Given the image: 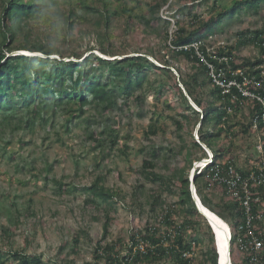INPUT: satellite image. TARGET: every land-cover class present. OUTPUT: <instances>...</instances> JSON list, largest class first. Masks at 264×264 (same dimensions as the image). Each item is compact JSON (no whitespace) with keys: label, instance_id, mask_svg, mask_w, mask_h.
<instances>
[{"label":"trees","instance_id":"obj_1","mask_svg":"<svg viewBox=\"0 0 264 264\" xmlns=\"http://www.w3.org/2000/svg\"><path fill=\"white\" fill-rule=\"evenodd\" d=\"M122 1L120 6L109 7L112 0H56L67 30H74L80 19H88L94 30L107 38V53L111 55L125 53L132 42L128 34L136 24L155 31L164 29L168 57L163 59V66L144 55L111 60L95 57L93 60L103 65L99 68L106 69L108 77L104 79L100 75L93 81L86 67L90 58L59 67L64 62L49 57L36 56L30 60L19 54L9 56L10 50L17 47L54 54L66 45L69 47L70 40L64 36L60 47L48 51L41 30L27 23V17L36 8L35 0H0V150L7 153L5 144H11L20 130L27 131L17 141L21 148L31 144L38 129L47 132L44 141L55 135L56 141L65 144V135L83 121L84 141L90 142L91 150L105 156H110L114 148L130 154L127 139L131 131L122 134L120 114L114 115V111H120L122 105L133 114L135 109L131 104H142L151 94L164 107L160 109L154 104L153 116L144 127L145 138L152 140L153 136L166 133L167 122L163 118L167 115L181 144L178 149L142 146L138 150V155L146 151L138 172L158 186L149 192L146 181L139 180L135 185L132 201L143 207L141 197H144L150 206L151 221L133 229L128 244L121 237L106 242L117 221L120 202L126 205L122 190L107 185L108 174L113 169L96 173L95 179L82 187L46 177L57 184L59 194L79 189L90 192L84 205L95 209L92 220L102 222V236L96 241L93 261L83 264H220L213 227L199 212L193 195L189 192L184 198L189 191L184 168L178 166L168 173L170 157L184 155L187 165L198 158L196 153L202 146L194 138L189 139L188 128L200 121V139L220 150H213V163L197 175L198 194L205 206L235 229L232 263L264 264V105L258 99V95L264 96V84L256 83L264 77V0H146V10L141 9V0H131L130 4ZM95 2L100 7H95ZM165 4L175 17L177 30L172 35L168 31L172 21L161 14ZM244 14L261 16V26L248 25L234 33L236 39L228 37L222 42L217 36ZM42 32L46 37L47 33ZM117 39L123 41L121 45ZM251 44L255 45V52L241 57V50ZM174 58L184 60L187 67H177L175 72L170 67ZM221 80L230 85L228 91H224ZM181 84L203 113L191 105ZM51 88L56 93L54 98L48 94ZM143 113L139 111L140 115ZM123 137L124 144L118 146ZM220 137L225 139L221 144L216 142ZM15 152L16 149L11 150L10 160L15 159ZM24 166L34 167V163ZM54 167V162H48V172H53ZM165 192L181 193V197L171 202L164 196ZM25 210L28 216L34 214L29 206ZM1 229L0 264L10 261L12 264H74L68 256L61 261L50 258L45 262L41 255L25 248L14 249L13 231L5 225ZM83 232L90 237L85 229L75 232L71 252L78 253ZM255 240H260L263 246L255 248ZM67 244L61 245V253Z\"/></svg>","mask_w":264,"mask_h":264},{"label":"rangeland","instance_id":"obj_2","mask_svg":"<svg viewBox=\"0 0 264 264\" xmlns=\"http://www.w3.org/2000/svg\"><path fill=\"white\" fill-rule=\"evenodd\" d=\"M127 1L129 4L132 3L131 0ZM145 1L146 0H141L140 6L141 9L144 10L147 9ZM122 2V0H112L109 7L115 5L120 6ZM94 5L95 7H100L97 2H95ZM167 9L168 4H165L161 9V14L164 18L172 21L168 28V31L172 35V33L177 30V27L175 24V17H173ZM261 23V16H245L244 14L241 16V19L236 18L231 25L226 27L225 32L217 37L225 43L228 37H231L232 40L237 38L234 35L237 30L244 29L248 25H253V28H258L261 26ZM76 27L71 31L74 33V36L69 38V47L68 45L64 46V44L62 45L64 48H61L60 52L52 54L53 57L56 56L60 58L58 61H69L71 58H76L83 54L77 41V34L75 32ZM158 29L157 31L154 29H145L144 26L136 24L133 30H131V34H128L129 37L131 36L129 41L132 42L129 43L130 45L123 55H144L150 57L151 60L155 61L160 66H163V59L166 56L168 57V47L166 46V40L164 38V29L161 27ZM117 32H120V30L117 29ZM40 34L44 42L46 37L43 35L42 30ZM116 42L121 45L123 41L117 39ZM47 49L49 51L48 47ZM62 49L68 50L64 51ZM255 50L256 47L248 45L241 50L240 55L241 57H245L253 54ZM10 51L13 53L12 50ZM88 61L86 67L88 71H91L90 77L93 81L100 75H103L104 79H107L108 71L99 68L103 65L95 60L90 59ZM170 67L175 72H178L176 70L177 67L184 69L187 67V64L182 59L174 58L170 62ZM107 91L109 93L110 90L107 88ZM154 104H158L160 109L164 107L162 101L157 100L150 94L146 96L142 104H131V107L135 109L133 114H131V111L126 110V106L122 105L120 111H114V115L120 114L121 126L119 127L122 130V134L131 131V136L127 139L131 149L130 154L127 155L121 153L116 148L112 149L110 156H105L104 153L98 154L97 151L91 150L89 148L90 142L85 144L84 141L86 131L83 121L80 122L79 127H75L71 134L65 135V144L56 141L55 135H51L50 139L44 141L48 135L46 131L41 129L37 130L31 144L24 146V148L19 147L17 144L19 138L25 133L27 134V131L24 130L18 131L15 136H13V142L11 144H5L8 149L7 153L0 150V234L3 225L10 227L14 233L12 237V247L14 249L25 248L30 253L41 255L45 262L50 258L54 259V261H61L67 256L73 260L74 264H83L86 261H93L96 241L102 236V222L92 220V215L96 214L95 209L92 207H85L84 205V199L90 196V192L79 189L80 191L73 190L69 193L59 194L56 186L57 184H54L52 179H47V176L51 178L56 177L63 182L72 183L70 186L77 185L82 187L84 185H89L91 181L95 179L96 173H103L109 168L113 169V172L108 174L107 185L108 187L122 190L123 194L126 196V205L120 202L121 208L117 215V221L111 227V232L106 242L116 241L121 237L124 239L125 243L128 244L131 231L136 228L144 227L147 220L151 221L149 212L150 206L147 204L146 200L143 199L144 197H141L142 201H144L143 207L134 205L132 201L134 187L139 180L146 181L147 190L149 192H151L152 189H157L158 186L157 184L147 181L144 176L138 172L146 152L138 155V150L142 146H163L165 148L173 146L178 149L181 144V141L174 131L175 126L171 118L167 115L163 118L167 122L166 133L153 136L152 140L145 138L144 127L147 126L153 116ZM139 111L144 112L143 115H140ZM168 111L170 112V110H167V112ZM160 112H162V110H160ZM173 113H175V111H173ZM197 127L198 124H191L189 126V139L194 138L198 141L200 136L196 133ZM26 136L30 137V135ZM223 140L225 141L224 137H220L216 142L220 141L221 144ZM124 141L125 139L123 137L118 146L123 145ZM200 145L202 147L198 153H196V157L198 158L193 160V164L196 160L203 158V153L206 152L204 146L202 144ZM261 145L262 144H259L258 146L261 148ZM211 148L215 152L220 150L219 147L214 145H211ZM13 149H16L15 159L10 160V153ZM107 152L108 151L105 153ZM242 156L241 161L244 162L246 153ZM185 161L184 155L170 157L169 160H167L168 173L171 174L178 166L181 169L185 168L188 164ZM28 162H33L34 167H25L24 165H27ZM48 162H54L55 167L53 172H48ZM98 163H101V165L97 166ZM17 165H19L18 168ZM22 167L25 168L22 169ZM78 193H80L81 196ZM164 196H167L169 201L172 202L181 197V193H179V195H172L169 192H165ZM216 201L215 199L214 202ZM184 202L187 204L185 200ZM27 206L34 211V214L27 215L25 210ZM202 225L205 226L204 223ZM81 229L87 230L90 237L83 232L78 247V253L71 252L75 232L81 231ZM230 229L235 233L233 226H230ZM207 238V236H204V239ZM214 241L216 244V239ZM66 242H68V244L61 253L60 247ZM0 244L2 245V242H0ZM237 250L238 249L234 248V251L237 252ZM123 253H125V251H123ZM219 255L218 252V259H220ZM8 264H12V262L10 261ZM102 264H104V262H102Z\"/></svg>","mask_w":264,"mask_h":264},{"label":"bare ground","instance_id":"obj_3","mask_svg":"<svg viewBox=\"0 0 264 264\" xmlns=\"http://www.w3.org/2000/svg\"><path fill=\"white\" fill-rule=\"evenodd\" d=\"M77 34V41L79 44V47L82 49V55L79 58H71V62L75 63H81V59L84 58V60H87L91 57H94L95 55H103V57H109L110 55L107 54V47H108V41L105 36L99 35L93 28L92 24L90 21L86 18H82L78 21L76 30ZM12 52L19 53V54H24L27 55L30 60H32L34 57L38 55H43L45 52L43 50L39 51H32L29 49H20L16 48L13 49ZM61 56V55H59ZM55 57L51 56L50 59H53ZM68 60H64L61 64H58L59 67H64ZM32 62V61H31ZM61 62V61H60ZM49 96L50 97H55L56 93L54 92L53 88L50 89L49 91ZM1 104V102H0ZM203 159L200 161H196L194 164L186 165L184 168V175L186 177L187 185L189 187V191H186L184 194V198H186L187 194L190 192L193 194L192 191V186L193 184L196 186L195 182V177L197 175V169L196 167L198 164H201V166L207 165V163L210 160ZM203 204V203H202ZM202 210L204 213L209 217L211 220V223L213 224L216 233H217V241H218V248L220 250V263L221 264H233L231 260H229V247H230V236H231V229L230 225L217 213L212 211L210 208L205 206L203 204ZM208 219V218H207Z\"/></svg>","mask_w":264,"mask_h":264},{"label":"clouds","instance_id":"obj_4","mask_svg":"<svg viewBox=\"0 0 264 264\" xmlns=\"http://www.w3.org/2000/svg\"><path fill=\"white\" fill-rule=\"evenodd\" d=\"M35 3H36V8L33 11V13L29 17H27V23L29 24L30 27H32L34 29H37V30H43V31H45L47 33L46 39L44 40V44L49 49L55 50L58 47H60L61 38L62 37L67 36L68 38H72L74 36V33L69 32L67 30V25L65 23V20H64L63 16L60 13L59 6H58L56 0H35ZM251 45L253 47L255 46L254 44H251ZM17 54H19V53H15V54L11 53V52L8 53L9 56L10 55H17ZM107 54H109V53H107ZM19 55H24V54H19ZM109 55H110L109 57H103V55H97V56L95 55L94 57H91L90 59L93 60L95 57H100V58H102L104 60H111V59H118V58L124 57V55H111V54H109ZM24 56H27V55H24ZM38 56L49 57L50 58L52 56V54H50V55L43 54V55H38ZM126 56H130V55H126ZM79 57H81V56L76 57V59L79 58ZM55 59L58 60L60 58L55 56V58H53V60H55ZM80 60H81V58H80ZM84 61H86V60H84V58H83L81 60V62L83 63ZM67 62H70V60L67 61ZM199 108L202 110L201 107H199ZM199 112L203 113V110L199 111ZM197 124H198V127H197V130H196V133H197V135H199V129H200L201 125H202V122L200 121ZM199 141L203 142L200 139V137L198 138V142ZM203 143L207 147H209V150L204 147L206 152H207V155L204 156L201 159L196 160V161H200V160H203V159H206V158H208L207 160H210V155L215 156V153L212 150V148L207 143H205V142H203ZM214 159L215 158L210 160L207 163V165H205L204 167L201 166V164H198V166L196 167L197 175L202 173L203 170H205L209 165H211ZM200 167H202V169H200ZM197 175H196V177H197ZM196 177H195V179H196ZM230 237H233V232L232 231H231V236ZM217 245H218V242H217ZM231 248H232V239L230 240V250H231ZM219 254H220V250H219ZM231 261H232V259H231ZM219 263H220V259H219Z\"/></svg>","mask_w":264,"mask_h":264},{"label":"water","instance_id":"obj_5","mask_svg":"<svg viewBox=\"0 0 264 264\" xmlns=\"http://www.w3.org/2000/svg\"><path fill=\"white\" fill-rule=\"evenodd\" d=\"M97 56V55H96ZM125 57V56H124ZM118 58V57H117ZM181 87H182V89L185 91V94H186V96L188 97V99H189V101H190V103H191V105L193 106V107H195L198 111H202L200 108H199V106L194 102V100L190 97V95L188 94V91L186 90V88H185V86L183 85V84H181ZM200 142V141H199ZM206 149H208L209 150V147H207L203 142H200ZM192 191H193V199H194V201H195V204H196V206H197V208H198V210H199V212L202 214V215H204V217H206V219L209 221V223H210V225L213 227V230H214V233H215V236L217 237V233H216V230H215V228H214V226H213V224L211 223V220L209 219V217H207V215L204 213V211L202 210V207H203V201H202V199H201V197H200V195L198 194V191H197V188H196V186L193 184V186H192ZM203 203V204H202ZM218 242V241H217ZM229 260H231V250H230V247H229Z\"/></svg>","mask_w":264,"mask_h":264},{"label":"built area","instance_id":"obj_6","mask_svg":"<svg viewBox=\"0 0 264 264\" xmlns=\"http://www.w3.org/2000/svg\"><path fill=\"white\" fill-rule=\"evenodd\" d=\"M253 79V78H252ZM254 80H248V82H253ZM248 82H246V84H249ZM258 85H262V84H264V77H263V79L262 80H258L257 82H256ZM220 84H221V86H223V88H224V91H228V89L227 88H229V84H227V83H225V82H223L222 80L220 81ZM246 93L247 94H251V92L250 91H246ZM252 95H254L253 93H252ZM258 99L263 103V105H264V96L263 95H258ZM263 120H264V113H263ZM254 127L256 128V127H258V123H257V119L255 120V122H254ZM259 147V146H258ZM260 148V147H259ZM260 150L262 151L263 149H262V145H261V148H260ZM213 158H215V156H212V155H210V160H212ZM214 161V160H213ZM213 163V162H212ZM200 169H202V167H200ZM240 177H238V179H239ZM247 184V183H246ZM233 237H230V239H232ZM255 248H261L262 246H263V243L260 241V240H255Z\"/></svg>","mask_w":264,"mask_h":264}]
</instances>
